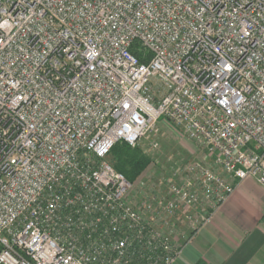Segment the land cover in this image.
I'll use <instances>...</instances> for the list:
<instances>
[{"label":"built area","instance_id":"2783aa9c","mask_svg":"<svg viewBox=\"0 0 264 264\" xmlns=\"http://www.w3.org/2000/svg\"><path fill=\"white\" fill-rule=\"evenodd\" d=\"M163 122L224 175L191 163L131 204L110 153ZM248 178L264 186V0H0V264H175Z\"/></svg>","mask_w":264,"mask_h":264},{"label":"crops","instance_id":"0c3cea01","mask_svg":"<svg viewBox=\"0 0 264 264\" xmlns=\"http://www.w3.org/2000/svg\"><path fill=\"white\" fill-rule=\"evenodd\" d=\"M175 264H264V186L253 178L236 183Z\"/></svg>","mask_w":264,"mask_h":264},{"label":"rangeland","instance_id":"374dc122","mask_svg":"<svg viewBox=\"0 0 264 264\" xmlns=\"http://www.w3.org/2000/svg\"><path fill=\"white\" fill-rule=\"evenodd\" d=\"M132 149H138L150 163L141 177L134 182V187L128 194L127 200L131 204L142 202L141 193L147 186L156 192L160 190L159 186L162 187V181L167 177L181 183L179 173L183 171L184 166L191 163H199L202 167L224 175L205 151L192 143L179 128L167 122L159 124L158 132L144 138ZM108 160L110 163L113 162L110 157ZM199 215L198 209L195 211L189 209L179 213V218L172 222L169 230L174 232L176 245H184L185 238L191 236L192 229L198 225L194 218Z\"/></svg>","mask_w":264,"mask_h":264},{"label":"trees","instance_id":"16d2710c","mask_svg":"<svg viewBox=\"0 0 264 264\" xmlns=\"http://www.w3.org/2000/svg\"><path fill=\"white\" fill-rule=\"evenodd\" d=\"M115 170L134 183L147 169L150 161L138 149H132L126 144H117L110 156Z\"/></svg>","mask_w":264,"mask_h":264}]
</instances>
